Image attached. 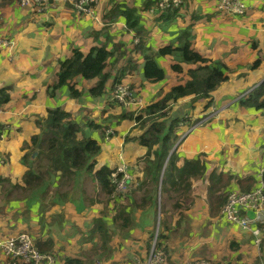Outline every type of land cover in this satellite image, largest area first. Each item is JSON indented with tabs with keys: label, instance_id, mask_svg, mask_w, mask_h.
I'll return each instance as SVG.
<instances>
[{
	"label": "crops",
	"instance_id": "0c3cea01",
	"mask_svg": "<svg viewBox=\"0 0 264 264\" xmlns=\"http://www.w3.org/2000/svg\"><path fill=\"white\" fill-rule=\"evenodd\" d=\"M18 1L0 0L1 25L14 41L12 47L0 52V88H8L12 97L0 109V238L28 232L41 252L53 255L54 264H64L66 256L89 258L87 264H144L152 231L160 225L168 229L176 224L179 233L166 242L169 264L196 259L215 264H264V243L257 245L250 230L229 223L221 214L228 193L255 188L264 170V109L241 104L243 96L264 82V0H245L247 12L236 16L221 14L220 0H183L170 17L165 11L145 9V0H102L95 16L89 17L74 10L73 0H55L46 13L22 7ZM116 5L139 11L149 53L164 46H180L183 31L190 28L192 48L203 57L224 63L228 79L211 98L193 101V94L171 105V115L187 118L180 126L184 137L170 154L177 153V167L191 162L196 175L190 178V190L181 189V196L169 185L162 195L160 186L156 187L159 197L151 221L144 229L136 224L131 239L122 241L120 254L99 260L101 251L94 252L98 236L92 238L90 231L105 210L108 214V197L96 179L84 174L62 183L57 174L33 190L15 187L25 186L23 177L29 167L23 162L24 146L39 133L37 122L47 117L50 108L61 107L76 121L101 126L84 129L87 137L102 146L95 170L104 165L113 170L123 164L128 167V191L118 198L136 184L140 190L145 167L140 159L147 149L139 137L144 129L134 130L135 120L116 117L130 111L111 102L109 93L119 82L129 83L141 101L140 108H144L173 86L190 80L189 69L200 64L167 55L158 59L166 72L165 80L148 81L143 72L145 52L136 48V31L128 28L122 16L110 19ZM102 45L111 52L105 68L110 77L103 96L89 92L99 78L81 75L70 83L82 92L79 98L70 96L69 86L51 96L61 61L71 57L75 49L88 54L94 46ZM174 64L183 70H174ZM108 130L112 131L109 138ZM166 196H174L175 202L180 200L184 206L172 224L161 218ZM143 212L137 214L138 220ZM107 224L113 231L115 224ZM0 264H11L2 250Z\"/></svg>",
	"mask_w": 264,
	"mask_h": 264
},
{
	"label": "trees",
	"instance_id": "16d2710c",
	"mask_svg": "<svg viewBox=\"0 0 264 264\" xmlns=\"http://www.w3.org/2000/svg\"><path fill=\"white\" fill-rule=\"evenodd\" d=\"M156 4L157 0H145L144 8L151 9ZM177 9L168 8L165 13L167 12L170 17L177 12ZM111 13L110 19L112 21L122 16L128 28L136 31L139 37L136 48L145 52L143 72L148 81L160 82L165 80L166 72L159 64L158 59L167 55L179 57L186 63L200 64L195 69H189L191 79L186 83L173 86L165 95L147 105L138 113L130 111L117 116L120 120H135L136 125L140 124L144 129L139 137L140 144L147 149L145 155L140 159L145 164L144 178L139 183L140 190L146 184L151 183L157 188L160 186L163 195V193L166 194L167 186L170 185L172 190L182 196L180 190L183 189L188 192L191 188L190 178L196 174L190 161H187V164L181 168L177 167V153L173 151L170 154L174 145L182 137L180 123L187 120L185 116L171 115V105L179 99L193 94V101L201 98H211V93L228 79L227 66L221 61H213L203 57L192 48L190 28L183 31L180 46H164L154 53H149V49L145 48L146 43L144 41L147 31L141 24L139 11L126 5H116ZM110 55L111 52L103 45L94 46L88 54L75 49L71 57L61 61L58 80L50 91L51 96H54L58 89L69 86L70 96L79 98L82 92L70 84L79 75L85 79L99 78L96 85L89 92L92 96H103L110 77L105 72ZM173 69L182 71L183 67L180 64H174ZM11 99L8 88H0V109H3ZM241 104L256 109H264V82L258 84L247 95L243 96ZM37 125L40 128L39 133L32 137L31 143L26 142L24 146L27 152L23 157V162L29 167L23 177L25 186H16L15 188L33 190L48 184L49 179L56 177L57 174L60 175V179L62 178V183L87 174L98 181L105 191L108 201H110L115 188L110 179L113 169L104 165L95 170L96 157L101 153L102 146L98 140L87 137L84 133L86 127L101 128V126L93 121L85 123L76 121L71 113L61 107L50 108L47 117L40 119ZM35 152L38 155L33 158ZM197 169L199 170V167ZM183 185L185 188H183ZM117 199L118 197L115 198V201ZM128 199L130 201L120 205L118 212L112 218V222L115 226L120 227L125 236L129 234L133 226L130 207L132 209L145 207L147 202V197L142 198L141 203H138L132 196H129ZM175 206L178 209L181 208L179 203H176ZM164 207L162 203V213ZM106 218V212H103V215L95 220L90 231L92 238L98 236L99 241L95 244L94 252L98 254L101 251L98 257L99 260L104 256H109L111 252L109 241L112 230L108 227ZM164 234L163 232L158 235V241L166 254L168 251L164 244ZM88 259L66 256L64 264H87Z\"/></svg>",
	"mask_w": 264,
	"mask_h": 264
},
{
	"label": "built area",
	"instance_id": "2783aa9c",
	"mask_svg": "<svg viewBox=\"0 0 264 264\" xmlns=\"http://www.w3.org/2000/svg\"><path fill=\"white\" fill-rule=\"evenodd\" d=\"M102 0H73L74 10L82 16H95V8ZM183 0H157V4L151 9L162 12L168 8H179ZM22 7L46 13L55 5V0H19ZM218 10L225 16L244 15L248 6L245 0H220ZM14 45V41L6 36L0 22V52ZM109 99L113 103L120 104L127 111L138 113L141 109V101L135 95L134 89L129 83L119 82L109 93ZM185 121L180 123V126ZM112 134L106 132L107 138ZM184 134H182V137ZM264 170L260 172L259 184L249 190H232L228 193L222 208V216L231 224H237L242 229L250 230L255 237V243H264ZM128 167L123 164L111 173V181L115 185L112 197L128 191L130 181ZM0 250L11 259V264H54L55 258L49 253L41 252L34 243L33 237L28 232H20L0 238ZM166 254L159 245L158 235L153 236L148 256L144 264H167ZM183 264H215L210 260H187Z\"/></svg>",
	"mask_w": 264,
	"mask_h": 264
},
{
	"label": "rangeland",
	"instance_id": "374dc122",
	"mask_svg": "<svg viewBox=\"0 0 264 264\" xmlns=\"http://www.w3.org/2000/svg\"><path fill=\"white\" fill-rule=\"evenodd\" d=\"M133 128H134V130H140V129L142 130L143 129L140 124L136 125ZM90 136H91V134H90ZM135 187H137V184L128 193L121 196L116 201L112 200V199L110 201L106 200L108 203V205H106V207L108 206V214H107L106 219H107L109 225L111 226L113 224L112 223V216L116 215L120 205L126 204L130 201L128 199L129 196H132L137 201L142 200V198H144V197H147V199H148L146 202V207H140V208L135 207L134 209H132V207H130L129 210H130V213L132 214V217H133V226H132V228H131V230L127 236H125L123 234V232L121 231L119 226H111V227H113L114 230L110 233L109 247L111 248V252H110L109 256H112V254H116V255L120 254L123 251L124 246L122 245L123 244L122 241H126V238L131 239L130 238L132 236L131 233H132V230L135 228L136 224L138 225V227L141 226L142 229H144L145 228L144 226H146V224H148L151 221L153 210H154V207L156 206L157 198L159 197V191H158V189H156V186L152 185L151 183L146 184L145 187L142 188L141 190H137ZM163 200H164L166 205H165L164 212L161 213V218L163 221L165 219H168V223L172 224V223H174L175 217L179 215V214H177V212H179V209L176 208L175 205H176V202L180 204V200H177L175 202L174 196H173V198H170V197L168 198L166 196ZM147 206H148V208H147ZM181 206H182L181 210H183L184 206L183 205H181ZM188 206H189V204L185 205V207H187V208H188ZM142 210H144L145 212L142 213V218L140 220H138L137 214L139 212H141ZM105 212H107V211L105 210ZM153 226H154V224H153ZM166 230H168V231H167V233L164 234L165 235L164 244H165V247L167 248V251H168L166 253V259H167L166 261H167V264H169L168 263L169 262V260H168L169 259V256H168L169 249L167 247L166 242L168 240H171L172 237L176 236L179 233L180 230L176 224H174L171 228H168V229H165L163 227V225L156 227L155 230L152 231V235L150 237V246H151L153 236L159 235L160 233H163V231H166ZM109 256H104V257H109Z\"/></svg>",
	"mask_w": 264,
	"mask_h": 264
},
{
	"label": "water",
	"instance_id": "95a60500",
	"mask_svg": "<svg viewBox=\"0 0 264 264\" xmlns=\"http://www.w3.org/2000/svg\"><path fill=\"white\" fill-rule=\"evenodd\" d=\"M182 138H183V137H182ZM178 142H179V141H178ZM178 142H177V144H178ZM173 149H174V148H173ZM36 155H37V152L34 153V156H36Z\"/></svg>",
	"mask_w": 264,
	"mask_h": 264
}]
</instances>
